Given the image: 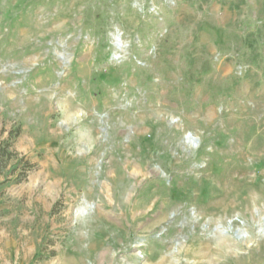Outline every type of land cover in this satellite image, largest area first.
<instances>
[{
    "label": "rangeland",
    "instance_id": "374dc122",
    "mask_svg": "<svg viewBox=\"0 0 264 264\" xmlns=\"http://www.w3.org/2000/svg\"><path fill=\"white\" fill-rule=\"evenodd\" d=\"M18 128L0 264H264V0H0Z\"/></svg>",
    "mask_w": 264,
    "mask_h": 264
},
{
    "label": "trees",
    "instance_id": "16d2710c",
    "mask_svg": "<svg viewBox=\"0 0 264 264\" xmlns=\"http://www.w3.org/2000/svg\"><path fill=\"white\" fill-rule=\"evenodd\" d=\"M20 133L21 130L20 128H18L15 132H12L9 138L4 140L0 145V161L4 162V166H6L13 158L14 153L11 147L13 145V141L15 140V138H17L20 135ZM26 163H27L26 165L28 166L30 165L28 162Z\"/></svg>",
    "mask_w": 264,
    "mask_h": 264
}]
</instances>
